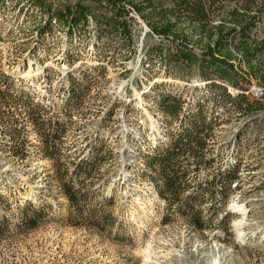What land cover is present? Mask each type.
Here are the masks:
<instances>
[{
	"label": "rangeland",
	"instance_id": "1",
	"mask_svg": "<svg viewBox=\"0 0 264 264\" xmlns=\"http://www.w3.org/2000/svg\"><path fill=\"white\" fill-rule=\"evenodd\" d=\"M87 4L92 15L86 27L70 31L57 22L43 32L49 14L34 0L1 2L0 83L33 98L54 129L62 123V163L73 168L101 145L114 149L113 158H100L87 186L88 206L109 214L112 225L68 224L69 204L54 162L41 150V137L29 122L23 124L29 154L22 159L10 152L12 141L0 124V222L6 223L0 233V264H193L197 254L220 246L230 253V264H264V110L242 113L204 84L198 46L191 51L192 69L168 74L156 49L174 44L154 35L140 14L132 11L123 18L132 36L124 45L121 37L101 26L110 11ZM58 5L56 0L53 7ZM236 72L241 88L229 85V90L237 95L242 89L251 100L263 101L264 84L245 65ZM83 73L92 80L85 101L74 109L66 107L70 78ZM163 90L180 93L185 109L194 110L203 101L208 119L215 120L208 141L215 160L211 168L193 173L194 180L203 183L219 167L223 171L239 164L241 179L226 194V207L220 204V186L212 208L205 200L203 216L210 222L204 230L167 214L141 159V153L164 145L180 127L158 109L156 98ZM28 201L43 208V221L24 232L18 225ZM224 210L228 215L221 221ZM239 221L245 224L244 240Z\"/></svg>",
	"mask_w": 264,
	"mask_h": 264
},
{
	"label": "trees",
	"instance_id": "2",
	"mask_svg": "<svg viewBox=\"0 0 264 264\" xmlns=\"http://www.w3.org/2000/svg\"><path fill=\"white\" fill-rule=\"evenodd\" d=\"M4 1L0 0V3ZM55 1L34 0L40 10L49 14L48 20L44 21L43 32L57 22L67 25L70 31L86 27L92 15L87 3L92 2L110 11V16L101 26L106 28L107 34L121 37L126 45L132 36L130 24L123 18L134 11L141 15L154 35L174 44L172 48L161 45L156 49V56L165 64L168 74L171 70L180 73L192 69L191 51L198 46L201 50L198 70L204 84H211L212 90H218L224 101L242 113L264 110V100L253 101L242 89L237 95L229 90V85L241 88L240 80L235 76H238L237 68L243 65L251 77L264 84V36H261L264 0H57L60 6L54 8ZM91 82L87 73H83L81 78H70L66 107L74 109L80 106L92 86ZM150 90L151 87L146 88V91ZM32 99L23 92L18 94L6 82L0 83V124L12 141L10 152L16 157L27 158L28 130L23 124L29 122L42 139L44 155L54 162L58 185L69 204L67 223L83 226L87 222L92 224L98 221L103 226L111 227L109 214L88 206L87 186L92 185L100 158H113L114 149L105 150L101 145L94 149L89 158L84 156L75 163L73 168L70 167L71 163H62L59 143L64 134L63 125L55 123L57 127L54 129L51 120L44 119L42 109L34 105ZM156 100L159 111L170 120L179 121L180 127L176 132H171L167 143L141 153L144 168L158 197L164 201L167 214L181 216L191 226L204 230L210 222L203 216L205 200L210 201L212 208L220 198V186V204L222 208L226 207V194L231 185L241 179L239 164L223 171L219 167L203 183L194 180L193 173L199 174L211 168L215 160L208 142L215 130V120L208 119L203 101L197 103L194 110L185 109L183 97L177 91L163 90ZM21 210L18 227L24 232L38 228L43 221V208L28 201ZM227 215L224 210L221 221ZM5 224L0 222V233Z\"/></svg>",
	"mask_w": 264,
	"mask_h": 264
},
{
	"label": "bare ground",
	"instance_id": "3",
	"mask_svg": "<svg viewBox=\"0 0 264 264\" xmlns=\"http://www.w3.org/2000/svg\"><path fill=\"white\" fill-rule=\"evenodd\" d=\"M242 213L244 214V212H242ZM244 225L245 224H243V222H241V221L236 223L237 229H238V231H240L239 232L240 240H244V238H245V234L243 232H241V230H244V228H245ZM229 256H230V253L228 251H225L224 248L222 246H220L219 248H215V250H211L208 253L197 254V257L195 258V261H193V264H200L202 261H206V260H207V264H230L231 258ZM185 257L186 256H184V258H183L184 260H185Z\"/></svg>",
	"mask_w": 264,
	"mask_h": 264
}]
</instances>
